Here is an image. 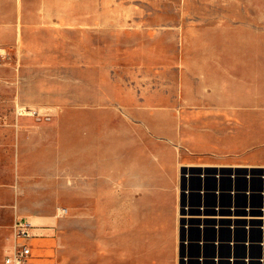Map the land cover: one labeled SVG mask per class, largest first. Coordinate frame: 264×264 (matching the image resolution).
<instances>
[{"label":"rangeland","instance_id":"1","mask_svg":"<svg viewBox=\"0 0 264 264\" xmlns=\"http://www.w3.org/2000/svg\"><path fill=\"white\" fill-rule=\"evenodd\" d=\"M214 50L227 106L198 98L215 71L193 64ZM143 104L174 120L142 135L128 108ZM155 147L174 151L165 179ZM241 166L264 168V0H0V260L24 218L40 235L27 264H264L183 218L195 170Z\"/></svg>","mask_w":264,"mask_h":264},{"label":"built area","instance_id":"2","mask_svg":"<svg viewBox=\"0 0 264 264\" xmlns=\"http://www.w3.org/2000/svg\"><path fill=\"white\" fill-rule=\"evenodd\" d=\"M238 167V166H237ZM220 167L208 170H195L199 186L196 194L199 197V205L196 210L198 216H217L215 223L205 225L198 220L200 228L225 231L231 235V240L226 243L230 247H240L245 250L259 248L264 253V222L255 224L249 219L252 214L264 217V168L259 167ZM259 198L262 203L259 206L253 205V199ZM229 199V204L224 201ZM239 199H245V204H237ZM208 200L213 201L209 205ZM193 209V208H192ZM212 213H209V212ZM185 214H183L184 216ZM237 218H239L237 220ZM252 218V217H251ZM35 227L24 219H16L13 225L14 242L4 257L1 264H27L31 254L28 241L34 237ZM243 234L244 238L237 236ZM258 234L259 239L255 240L254 235ZM233 255V254H232ZM248 256V253H247ZM262 257L264 258L263 254ZM249 258V257H246ZM259 260L263 261L264 259Z\"/></svg>","mask_w":264,"mask_h":264},{"label":"crops","instance_id":"3","mask_svg":"<svg viewBox=\"0 0 264 264\" xmlns=\"http://www.w3.org/2000/svg\"><path fill=\"white\" fill-rule=\"evenodd\" d=\"M211 60L207 63L205 62H196V64H193V67H199L201 68V71H203L206 67L209 68L210 70H214L215 71V76H210V80H214V82L216 83V85L214 86V88H212V90L210 89L209 93H199V99H204V98H208L211 100H214V104L215 105H222V106H227L228 102H230L229 104L232 103V101L237 100L238 96L235 97V95L233 94V90H231V88H229V86L227 84H231L232 83V79L231 77H228L225 73H223L225 71V68L228 67V61H227V52L226 50H214L209 54ZM187 68V67H186ZM228 81V83L226 84L225 82ZM128 111L131 112V115H135L134 117L142 122L144 125H148L147 127L149 128L150 132L145 130L142 131V135H147V134H152V126L154 125L153 122L156 120V118L154 119L155 116H161L160 119V123L163 126H170V121L174 120L173 116H174V111L171 108H154V107H150V106H145L144 104L137 107V108H128ZM169 121V122H168ZM168 129H161V133L160 135H156V138H162V139H169L174 137L171 136V133L168 132L170 131ZM180 139V137H178ZM157 146V145H156ZM155 147L156 153H159L161 156V161H160V165L158 167V172L161 173L162 175V179L166 178V169H164L163 164H171L174 167L175 170V158H174V151L172 149L169 148H162L160 147ZM150 150L149 152L152 154L153 151L152 149H148ZM146 160L147 156H146ZM145 160V161H146ZM173 170V172H174ZM168 178H169V173H168ZM16 219H24V218H16ZM15 219V220H16ZM14 220V222H15ZM27 220V219H24ZM28 221V220H27ZM14 222L11 226V239H9L8 244L6 245L4 251L2 252V256H1V260H0V264L3 262L5 255L7 254V252L9 251V249L11 248L13 242H14V236H13V225ZM30 222V221H29ZM33 224V223H32ZM33 226L35 227L34 230V237L31 238L28 241L29 246L31 245V242L33 240H35L37 237H39L40 235L38 234V229L37 227L33 224ZM68 246L70 245V247H67L66 250H73L75 247L73 246L74 243H67ZM263 254V252L261 253ZM90 259L88 254H80V261H78L77 264H85L86 260ZM29 260V259H28Z\"/></svg>","mask_w":264,"mask_h":264},{"label":"bare ground","instance_id":"4","mask_svg":"<svg viewBox=\"0 0 264 264\" xmlns=\"http://www.w3.org/2000/svg\"><path fill=\"white\" fill-rule=\"evenodd\" d=\"M202 170L206 171L207 173H210V171L208 170V168H203ZM251 217L250 218H246V219H249V221H251V222H253L255 224H258V222H260V221L261 222H264V217L263 216L259 217L258 215L252 214ZM183 218H184V220L186 222H191V223L197 222L198 219L204 221V223H215L216 220L218 219L217 216H213V215L212 216H209V217H207V216H198V214H196L194 212L185 213V215L183 216ZM238 219L239 218H237V220ZM234 248H232V251H233ZM246 252L248 253V250H246ZM208 261H210V260H207V259L205 260V262H208ZM238 261L239 260H236L235 263H238ZM218 263L219 264H227L226 263V260L224 258H219L218 259Z\"/></svg>","mask_w":264,"mask_h":264}]
</instances>
